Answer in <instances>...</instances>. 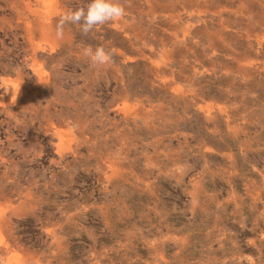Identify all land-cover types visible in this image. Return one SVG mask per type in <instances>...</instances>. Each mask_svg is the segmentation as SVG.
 <instances>
[{
    "label": "rangeland",
    "instance_id": "1",
    "mask_svg": "<svg viewBox=\"0 0 264 264\" xmlns=\"http://www.w3.org/2000/svg\"><path fill=\"white\" fill-rule=\"evenodd\" d=\"M88 2L0 0V264H264V0Z\"/></svg>",
    "mask_w": 264,
    "mask_h": 264
},
{
    "label": "clouds",
    "instance_id": "2",
    "mask_svg": "<svg viewBox=\"0 0 264 264\" xmlns=\"http://www.w3.org/2000/svg\"><path fill=\"white\" fill-rule=\"evenodd\" d=\"M126 15V8L120 0H89L85 7L64 12L55 24V37L63 39L65 26L78 25L83 36H89L94 30L106 24L120 22ZM83 56L91 67L107 66L112 62V53L103 46L95 49L85 47Z\"/></svg>",
    "mask_w": 264,
    "mask_h": 264
}]
</instances>
